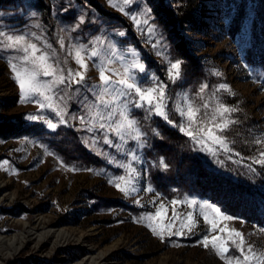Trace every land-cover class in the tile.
Returning a JSON list of instances; mask_svg holds the SVG:
<instances>
[{
	"label": "rangeland",
	"instance_id": "obj_1",
	"mask_svg": "<svg viewBox=\"0 0 264 264\" xmlns=\"http://www.w3.org/2000/svg\"><path fill=\"white\" fill-rule=\"evenodd\" d=\"M240 1L244 4L243 23L233 34L229 25L233 9ZM114 2L123 6L122 0ZM176 2L133 0L125 7V12H121L118 7L110 6L108 0H0V32L25 35L41 52L48 53V62L54 66L80 70L74 49L81 46H86L88 52L96 47L100 53L87 60L83 84L60 85L56 90L57 100L64 97L59 102L66 105L68 123L53 131L44 120L58 122L54 113L41 110L36 98L21 101L8 62H17L14 58L22 54L0 47V235L19 234L24 223L35 226L38 232L65 228L70 233L67 240L32 238L16 252L0 246V264H226L211 245L205 248L201 241L206 235L209 239L219 235L229 248L226 256H240L232 244V239L239 242V237L229 239L233 229L243 234L245 250L251 244L257 257L264 255V225L222 211L236 218L225 220L205 209L204 214L217 225L216 230H212L198 204L215 203L207 197L187 196L179 190L162 192L151 181L149 166L155 165V161L148 153L150 145L143 125L158 117L181 132L179 125H187V120L176 111V106L183 107L188 102L193 109H199L191 129L194 133L200 127L211 126L209 121L220 104L237 109L225 114V118L235 124L242 118L240 128L247 130L249 150L246 154L236 149L233 137L225 135L227 130L217 134L227 137L231 152L215 146L217 155L213 156L200 150L201 146L191 140L207 164L232 176L236 173L246 176L255 166H264L255 163L264 152V72L250 67L243 57L255 0H235L234 3L233 0H200L194 12L199 25L195 24L194 30L177 28L185 36L184 40L161 20L162 6H175ZM145 14L154 32H149L147 25L141 31L131 19L138 16L143 20ZM81 17L83 24L79 22ZM120 32L125 35H119ZM98 40L103 43L99 44ZM178 43L199 57L205 74L203 79H186L182 71L175 82L169 79L170 63L181 60ZM113 47L115 57L110 52ZM41 52H37V56ZM134 61L145 67L144 72L130 69L142 87H152L159 82L167 84V111L177 126L156 115L146 119L145 109L129 105L131 117L139 121L140 131L146 134V145L138 147L137 141L129 139L121 152L103 143L101 130L86 131L78 118L89 119V106L96 104L101 83L100 65L106 64L113 70L107 74L117 80L120 77L113 72L123 74L125 67ZM39 79L51 80L52 77L41 75ZM220 84H226L229 90H220ZM204 85L207 87L201 92ZM105 99L112 97L108 95ZM96 110H102L101 106ZM29 116L44 119L33 121ZM219 122L217 116L214 123ZM108 135L114 143L119 142L111 133ZM131 150H136L141 157L140 162L133 165L138 173L137 191L125 195L115 187L116 182L125 187L124 182L116 178L127 175L117 164H127ZM149 187L153 191H147ZM186 198L195 199L198 204L188 207L184 203L174 206L171 203ZM188 213L195 219L191 231L188 230L192 224L187 219ZM149 216L154 219H146ZM251 264H256V259Z\"/></svg>",
	"mask_w": 264,
	"mask_h": 264
},
{
	"label": "snow or ice",
	"instance_id": "obj_2",
	"mask_svg": "<svg viewBox=\"0 0 264 264\" xmlns=\"http://www.w3.org/2000/svg\"><path fill=\"white\" fill-rule=\"evenodd\" d=\"M108 3L112 7H118L119 11L125 12V7L133 3V0H122L123 6L117 5L114 0H108ZM133 23L137 28L143 30L145 25L148 26L149 32H154L155 29L149 24V17L145 14V18L141 20L138 16H131ZM80 24L84 23V18H80ZM119 35L124 36V32H120ZM0 47L4 50H12L17 53H21L14 59L17 62L9 61V67L13 72V79L16 81L20 94L21 101L32 100L36 98L35 102L38 104L41 110L47 109L54 113L55 117L58 118V122H53L52 119L44 120L47 128L51 130H56L59 125H66L68 120L66 119L67 111L66 105L60 103L64 97H59L57 100V89L60 85H66L70 87L72 84H83L85 81L86 73L88 70L87 60L93 57L99 56V51L96 47L88 52L86 46H81L74 49V58L76 63L79 65L80 70L73 69H60L54 66L52 63H49V55L47 52H41L35 43H32L25 35H6L3 32H0ZM99 44H102L103 41L98 40ZM50 47V45H49ZM61 47L63 43L61 42ZM132 55L135 53L129 49L128 50ZM37 52H41L37 56ZM111 55L113 57L117 56L115 48L110 49ZM122 59V57H120ZM111 59L108 60V63H111ZM181 64L182 61L179 59L175 63H170L169 67V79L175 82L181 76ZM130 69H136L139 72H144L145 67L142 63L133 62L128 67H125L123 74L113 72L114 75L119 76L117 80H113L112 76H109L107 73L113 71L107 67L106 64H101L99 67V79L100 86L98 94L96 96V104L90 105V118L86 120L84 116L79 117L80 123L85 125V130L88 132H94L95 130H101L103 132V143L109 147H115L118 151L123 152V145L127 144L129 139L137 141L138 147H144L146 145V140H144L145 133H142L139 128V121L131 117L129 111V105L133 108H142L145 109L147 118H150L152 115L161 117L167 123L177 126L170 118L167 111V100L168 95L166 92L167 84L164 82L154 83V86L144 88L141 86V83L137 80L134 74L130 72ZM67 72V75H64V72ZM220 75V73H216ZM43 75L45 77H52L51 80H40L39 77ZM207 85L201 87V92L204 91ZM220 90L228 91V86L226 84L219 85ZM111 95V100H106L105 97ZM121 98H123L121 100ZM97 106H101L102 110L97 111ZM204 107H207L205 104ZM176 111L180 116L187 120V125L180 124L179 130L184 132L191 140H193L197 145H200V150H206L213 156L217 155V147L219 150L224 152H231L232 149L229 147L227 137L224 135H218L217 133H224L230 126V124L235 123V121L228 120L225 118V114L237 111L235 108H229L223 104H220L211 120L209 121L210 127L205 129L200 127L195 133L191 130L193 125L196 123L195 115L198 114L199 109H193L190 102L186 103L183 107L178 104L176 106ZM217 116L220 117L219 123H214L217 119ZM29 120L44 119L43 117L29 116ZM155 131V130H154ZM109 133L118 138V143H114L112 139L109 138ZM158 134V133H157ZM93 142L95 143V137H93ZM86 145L88 141L84 142ZM260 143V141H257ZM129 162L118 163L117 166L124 168L127 175L117 177V181H122L126 185L121 187V183L116 182L115 187L117 190L123 192L125 195H130L137 191L135 184L138 182V173L137 169L133 167L135 163H139L141 157L137 154L136 150H131L129 153ZM238 155V154H237ZM261 159L256 160L255 163L264 165V152H261ZM218 163H223L218 161ZM168 164L160 159L156 167L167 170ZM77 170V169H71ZM87 171H92L91 169H86ZM109 183H113L112 180H109ZM147 191H153L151 187L146 189ZM172 205L178 203H184L188 207H193L198 204L195 199H185L183 201L173 200L171 201ZM163 207V205H161ZM198 207L201 209V214L206 222L211 225L212 230H216L217 225L214 220H209L208 215L204 214L205 209H210L212 213L217 216H222L225 220L236 219L230 215L222 213L220 207L214 204L208 203H199ZM160 215L159 212L156 214ZM175 215V213H174ZM145 219V218H142ZM146 219L151 220L154 217L149 216ZM187 219L192 222L191 226L188 227V230L191 231L192 227L195 226V219L192 213H188ZM151 227V225H149ZM155 232L156 230L153 229ZM221 232L225 231L220 229ZM159 235V233H157ZM180 235V232L176 233ZM239 237V242L232 237ZM229 239H232V244L239 251L240 256L232 257L226 256L229 252V248L225 246L226 242L219 236H214L211 239L206 235L201 241V244L208 248L211 245L212 249L224 259L226 264H251L253 259H256V264H264V255L257 257L256 253L252 251V245L249 244L247 250L243 247L245 240L243 234L236 230H231L229 233ZM219 242V243H218ZM242 257V259H241Z\"/></svg>",
	"mask_w": 264,
	"mask_h": 264
},
{
	"label": "trees",
	"instance_id": "obj_3",
	"mask_svg": "<svg viewBox=\"0 0 264 264\" xmlns=\"http://www.w3.org/2000/svg\"><path fill=\"white\" fill-rule=\"evenodd\" d=\"M176 1L175 6H162L161 20L164 26L175 30L177 37L184 40L185 36L177 28L194 30L199 25L194 12L199 8L200 0ZM251 7L248 42L243 57L250 67L264 72V0H255ZM233 10L229 30L236 34L243 23L244 4L237 2ZM177 47L182 61L181 71L186 79H203L205 74L199 57L187 52L181 43ZM242 123L240 118V122L233 123L225 135L233 137L236 149L246 154L249 137L247 130L240 128ZM143 129L150 145L148 153L155 161V165L149 166L151 181L158 190L166 193L173 189L183 191L187 196H204L227 214L264 225V166H255L253 172H247L246 176L238 173L228 175L207 164L188 136L158 117L151 118ZM160 159L169 165L167 170L156 167Z\"/></svg>",
	"mask_w": 264,
	"mask_h": 264
},
{
	"label": "bare ground",
	"instance_id": "obj_4",
	"mask_svg": "<svg viewBox=\"0 0 264 264\" xmlns=\"http://www.w3.org/2000/svg\"><path fill=\"white\" fill-rule=\"evenodd\" d=\"M32 238L37 240L47 238H63L67 240L70 238V233L65 228H49L38 232V229L35 226H31L30 223H24L23 230L19 232V234H14L10 237L0 235V246H4L10 249V251L16 252L25 242Z\"/></svg>",
	"mask_w": 264,
	"mask_h": 264
}]
</instances>
